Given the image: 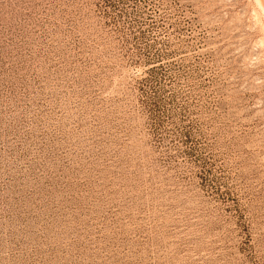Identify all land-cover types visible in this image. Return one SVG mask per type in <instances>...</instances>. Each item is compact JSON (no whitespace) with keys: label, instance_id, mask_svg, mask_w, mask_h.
I'll list each match as a JSON object with an SVG mask.
<instances>
[{"label":"rangeland","instance_id":"374dc122","mask_svg":"<svg viewBox=\"0 0 264 264\" xmlns=\"http://www.w3.org/2000/svg\"><path fill=\"white\" fill-rule=\"evenodd\" d=\"M0 264H264V0H0Z\"/></svg>","mask_w":264,"mask_h":264}]
</instances>
